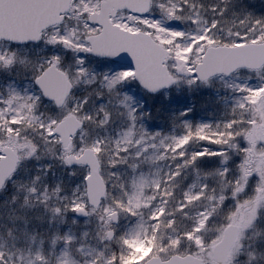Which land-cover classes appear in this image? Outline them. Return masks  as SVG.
<instances>
[{
	"label": "rangeland",
	"instance_id": "rangeland-1",
	"mask_svg": "<svg viewBox=\"0 0 264 264\" xmlns=\"http://www.w3.org/2000/svg\"><path fill=\"white\" fill-rule=\"evenodd\" d=\"M185 1L170 0L169 7L172 10L168 11L166 17L161 16L160 8L153 6L148 19L124 12L114 18L121 25L127 24L132 28L148 31L173 53L167 63L170 72L179 81V86L164 90L161 94L149 95L137 86L132 71H121L118 73L119 81L128 82V95L135 98L137 105L143 104L144 118L132 120L131 117L121 115L125 111L123 105L119 110H112L110 121L104 126L81 118L83 127L73 137L68 151L72 152L73 146L79 144L81 137L88 145L99 141L92 148L98 155L100 173L107 184V193L96 209L87 204L86 197L76 201L75 208H86L87 217H77L72 211L73 189L80 182V176H70L69 169L54 158L59 145L49 150L48 146L42 144L40 151L35 154L40 156L37 160L35 155H29L33 143L40 141L32 115L26 109L17 107V114L10 120L0 118V125L13 124L19 128L18 132L12 129L6 132L0 130V155L3 146L12 147L19 155L14 176L0 191V264H103L113 253L123 256L122 264H141L147 257L155 254L153 240L157 243L167 242L176 232L191 228L192 222L197 219L200 220L199 229H204L209 215H214L215 219L208 225L202 238L194 235L195 230L187 234L189 240L196 241L198 249L190 252L185 244L170 255L193 253L202 259V264H215L211 246L221 237L223 228L229 223V215L232 217L231 223H239L241 230L226 264H235L238 256L241 264H246L247 256L242 253L247 252V246H255L264 239V222L245 228L255 217L257 210L264 212V188H257L254 195L249 193L243 197L234 213L231 212L232 204L221 207L226 198L244 191L248 179L253 175L250 176L247 165H254L257 170L255 175L264 183V88L256 87L261 81L256 72L241 70L227 77L218 75L189 86L186 72L180 69L188 54H193L194 43L202 39L195 36L197 29L207 32L206 25L212 19L211 12L207 11L210 6H226L229 12L221 20L223 30L214 33V39L206 40L202 47L205 44L223 43L230 33L234 36L238 29L243 31V25L239 24L232 12L239 13L246 6L255 15H264V0H206L208 4L204 5V9L193 0ZM97 2L98 0H75L74 5L73 1L64 20L42 34L48 36L61 33L63 41L57 51L65 56L66 65L74 55L70 49L77 48L81 53L88 50V44L85 46L78 43L77 38L84 39L86 35L97 31V27L86 20L87 14L96 9ZM159 2L160 0H152V5ZM193 4L196 5L195 9L191 7ZM197 10L198 16L194 15ZM176 16H180L183 22L175 21ZM169 17L173 18L169 23L183 31H165L155 23V20L166 21ZM64 33H71L72 38L64 36ZM185 33L194 36L193 44L187 47L184 46ZM65 45L69 49L66 53ZM0 47H3L2 43ZM40 49H36L37 52L30 50L17 54L13 68L0 65V75L5 76L0 78L3 81L0 82V99L11 90L23 95L30 82L22 79V82L16 83L8 76H26L38 57L49 54L43 40ZM91 62L96 64L97 72L106 67H125L114 61L95 57ZM244 84L250 89L246 95L236 87ZM28 91L31 93L32 89L28 88ZM81 91L77 89L75 94L79 96ZM180 99L187 102L184 108L188 109L187 112H182L188 116L181 121L178 116L175 119L164 111L166 108L169 111V106L165 103ZM147 112L151 113V117L146 115ZM41 113L50 114L43 105L36 115ZM208 125L219 130L214 133L221 135V141L198 137L199 129ZM189 127L193 131L188 132ZM111 128L113 131L110 138L103 130ZM108 137L112 143L107 142ZM237 140L246 144L240 153L237 152ZM209 148L212 151H208ZM250 149L253 150L255 160L250 157ZM183 151L190 153L186 155ZM218 154L230 157L229 162L240 164L239 183H229L219 174L218 170L223 168L221 161L197 164L195 167L185 165L182 176H171L182 155L186 158L206 156L214 159L211 157ZM125 155L127 163L117 164L119 158ZM49 164L52 165L51 169L45 168ZM232 167L235 168V164ZM77 171L79 173L83 169ZM166 174L169 181H161L162 176L167 177ZM230 187H234L235 192H228ZM257 194H262L263 197H258ZM181 202L187 205L184 209L186 216L178 212V204ZM57 208L61 211L56 212ZM113 211L118 214L116 223H112L110 219ZM150 215L161 219L159 232L154 236L133 239L130 231L138 220L144 225L145 231H150L147 229ZM173 217L174 224L167 225L166 220ZM28 219L33 221L32 225H36L34 229L31 225L26 226L25 220ZM109 229L113 230L111 239L106 236ZM180 243V240H173V249Z\"/></svg>",
	"mask_w": 264,
	"mask_h": 264
},
{
	"label": "snow or ice",
	"instance_id": "snow-or-ice-1",
	"mask_svg": "<svg viewBox=\"0 0 264 264\" xmlns=\"http://www.w3.org/2000/svg\"><path fill=\"white\" fill-rule=\"evenodd\" d=\"M170 0H160L159 3L151 5L148 12L139 13L137 15L142 19H148L149 14L151 13L152 7H158L161 9V16L166 17L168 11L172 9L169 7ZM75 5V0H74ZM79 7V5H76ZM192 8H196V5H191ZM183 11V9H181ZM207 11H210L212 14L211 22L206 25L207 32L203 29H197L195 36H199L202 39L200 42L194 43L193 46V55L202 47L206 40L214 39V33L222 31L221 20L225 18L229 9L220 5L210 6ZM154 15V13H152ZM199 15V12L194 14ZM233 16H236L239 20V24L243 25V31L237 30L233 36L229 34V38L223 43H218L217 47L224 48L225 51L230 49H237L243 51L241 48L242 45H253L256 41H264V15H255L252 11H249L246 6L241 8L239 13L233 11ZM175 21L182 23L180 16H176ZM173 21V18L169 17L166 21L164 20H155V23L160 25L165 31L179 32L183 29L178 28L176 25L169 23ZM91 27V25H88ZM79 27V25L77 26ZM64 36L72 38L71 33H64ZM186 42L185 47L194 42V36L191 33H185ZM41 40H43L44 46L47 48L49 54L38 57L35 62L32 64L31 68L26 72V78L29 79L30 84L25 88L23 95L15 90H11L9 94L3 99H0V118L7 121L10 120L14 115H16V108L26 109L33 117V121L36 124V131L40 137L39 142H34L29 155H35L40 151L41 145L49 147V150L56 148L59 145L58 152L54 153V158L60 160L63 166L69 169L70 176H80V182L76 184L73 189V201H72V211L75 212V203L79 199L85 198L86 189L88 186V181L90 175H92L94 169L88 166V162L85 159H81V156L87 155L92 147L95 146L94 142L92 145H88L84 139L81 137L79 144L74 145L72 148L71 155L65 151V145L61 141V136L59 132V126L63 123L65 119L68 118L69 114L75 112L76 115L89 123H94L98 126H104L107 122L110 121L111 112L113 109L119 110L120 106L123 105L125 111L120 114L127 117H131L132 120L139 118L142 120L144 118L145 112L143 111V104H138L135 101V98L128 95L127 84L128 82L119 81L118 73L121 71H135L136 63L132 60L127 53H119L117 55L108 57L106 59L110 61H115L120 58H126L129 60V63L126 67L117 69L112 67H106L103 71H96V64L92 63L95 53L81 51L77 48H72L70 51L74 53L70 63L66 65L65 56L61 55L57 48L62 45L63 36L61 33L57 32L55 34H50L48 36H33L31 39H17L9 38L5 36H0V43L3 44V47H0V65H4L7 68H13L15 65V58L17 54L28 51H36L40 49ZM77 42L87 46V41L81 38H77ZM31 44L34 47L29 48L28 45ZM15 46V47H14ZM43 51V49H40ZM65 53L69 51L67 46H64ZM204 55L209 53L208 48H204ZM101 59H105L101 57ZM188 68L185 76L187 78V83L189 86H193L199 83H202L207 77L204 75V69L197 65L196 61L192 60L189 57ZM234 71L246 70L249 72H256L260 84L256 87L264 88V67L253 68L251 66H236ZM52 75H60L66 77L69 81V87L67 95L64 97L57 96L53 94L47 87L46 81ZM251 77H249L250 79ZM137 86L147 93L152 94H161L164 90L178 87V80H170L162 87L150 88L145 86L142 83L137 82ZM237 89L247 94L250 91L247 84L236 86ZM28 88H31L32 91L29 93ZM81 89V95L77 96L76 90ZM243 99V98H242ZM43 105L48 109L50 114L41 113L36 115L39 107ZM148 117H151V113H146ZM182 115H184L182 113ZM233 118H235V112L233 113ZM227 123V122H226ZM207 127H211L208 125ZM12 129L13 131H19L18 126L13 124H4L0 125V130L7 131ZM238 144L237 152H242L246 144L241 143L239 140L236 141ZM208 151H212L211 148ZM187 155V154H186ZM37 160L40 159L39 155H35ZM209 157H195L182 155L180 157L179 163H177L176 170L171 172L172 177H179L183 175L185 165L195 167L197 164H206L214 163L215 161H221L223 163V168L219 169L218 172L223 176L225 181L229 183L236 184L241 180L240 174V164L235 163V161H230V157L224 155H215L214 159H208ZM127 163V156H122L117 161ZM242 163V160H241ZM232 164H235V168L232 167ZM116 166V165H113ZM52 165H46L45 168L51 169ZM78 169H83L78 173ZM114 175V174H113ZM133 179L135 176L133 175ZM83 185V188L81 187ZM207 187V185H205ZM127 188V185H125ZM257 188H264V183H261V178L253 174L249 179L248 183L244 187L242 193H235L231 197L225 199V202L221 207H226L227 204H232L233 208L231 212L234 213L236 207L242 202V198L248 196L249 193L255 194ZM228 192H235L234 187H230ZM123 203V200H121ZM187 207L183 202L178 204V212L181 215H187L184 209ZM56 212H60L61 209H55ZM142 215V214H141ZM201 218L203 213L200 214ZM113 219L118 222V214L113 217ZM215 219L214 215H209L206 222L205 228L199 229L200 220L197 219L192 222V227L185 229L183 232H176L175 236H170L167 242L157 243L153 240L154 243V256L146 262V264H173V257L170 255L173 251H178L179 248H182L187 245L188 251H193V249H198V245L195 240L188 239V233H192L194 230V235L196 237H203L206 234V229L208 225L212 224ZM229 223L232 222V217H228ZM161 219L158 216H149V223L147 224V229L150 231H145L144 225L140 220L132 227L130 235L133 239L146 238L148 236H154L159 232L158 225L161 223ZM175 222V218L167 219L166 224L172 225ZM257 222H264V212L257 210L255 217L251 219L249 225H246L245 228L254 226ZM175 231V229H173ZM110 235H112L110 233ZM173 240H180L181 243L177 248L173 249ZM248 250L242 255L247 256L246 264H264V239H261L255 246L249 244L247 246ZM123 256H117L115 253L112 254V257L108 258L103 262V264H122ZM235 264H241L239 256L236 258Z\"/></svg>",
	"mask_w": 264,
	"mask_h": 264
},
{
	"label": "water",
	"instance_id": "water-1",
	"mask_svg": "<svg viewBox=\"0 0 264 264\" xmlns=\"http://www.w3.org/2000/svg\"><path fill=\"white\" fill-rule=\"evenodd\" d=\"M71 0H0V36L17 39H31L33 36H40L44 28L59 23L63 14L69 9ZM150 0H102L99 10L89 13L88 20L99 25L100 31L90 34L85 39L90 44L89 52L95 56L111 57L119 53L127 55L135 61L136 70L133 71L137 82L150 88L162 87L170 80H174L165 64L167 57L166 49L156 42L148 33L143 31H129L114 24L110 16H114L117 10L126 9L135 13H144L149 10ZM209 53L202 55L197 63L202 67L204 75L208 79L216 74L228 75L233 72L236 66H251L259 68L264 64V41L255 44L242 45L243 51L230 49L225 51L210 45L207 47ZM120 63L128 65L126 58L117 59ZM204 79V80H206ZM48 89L55 95L64 97L67 95L69 81L66 77L52 75L46 81ZM82 122L74 115L69 114L68 118L59 126L61 141L67 147ZM3 156L0 158V188L7 178L14 171L18 161L17 153L11 147L2 149ZM71 155V154H69ZM88 162V166L94 171L89 177L86 189L87 202L97 207L106 193V184L99 172V161L94 150L91 148L85 156H81ZM77 214L85 216L84 209L77 210ZM117 216L112 212L110 217ZM240 226L235 223L226 225L222 235L211 247L213 260L217 264H225L229 257V251L237 240ZM112 231L107 232L111 238ZM173 264H201L202 259L194 254L184 255L172 254ZM153 257V256H152ZM148 258L143 262L146 264Z\"/></svg>",
	"mask_w": 264,
	"mask_h": 264
},
{
	"label": "trees",
	"instance_id": "trees-1",
	"mask_svg": "<svg viewBox=\"0 0 264 264\" xmlns=\"http://www.w3.org/2000/svg\"><path fill=\"white\" fill-rule=\"evenodd\" d=\"M193 1H194V3H198L200 5V8L201 9H204V5H207L208 4V2H206V0H193ZM185 2L186 1L184 0V3ZM125 26H127V24H125ZM201 52H202V49L198 50L195 55H193L191 53L189 57H191V59L194 60V61H198ZM170 54L172 56L173 53L170 52ZM188 61H189V59H188ZM170 102H171V104H170ZM170 102L165 103V105H168L169 106V111H168V108H166L164 110L165 112H168L169 113V116L175 117V119L178 116V118L180 119V121L183 120V119H185L188 116V114H185V113H183L184 115L181 114L182 112H187V110H188L187 108H184L186 106V104H187V102L185 100L180 99L179 101H176V102H173V101H170ZM170 105H171V108H170ZM189 120H193V119H190L189 118ZM148 128L151 129L150 126ZM156 128H158V125L157 124H156ZM188 129H189L188 132L193 131V129H190V127ZM209 129H211V130H209ZM199 130H200L198 132L199 133V135H198L199 138H209L211 140L213 138L214 139L213 141H217V142L221 141V139H222V137H221V135L219 133L218 134L214 133V132H218L219 131L218 129H215V127L208 128L207 126H204L202 129L200 128ZM112 131H113L112 128L111 129H105V130H103L104 134L107 133L110 136V138H111V135H112V133H111ZM162 132H164V130H162ZM213 135H217V137H215ZM107 142L112 143L111 142V139H109V137L107 138ZM183 153L184 154H189L190 152L185 153V151H183ZM166 176L167 177L162 176V178L160 180L161 181H169V177H168L167 174H166Z\"/></svg>",
	"mask_w": 264,
	"mask_h": 264
},
{
	"label": "flooded vegetation",
	"instance_id": "flooded-vegetation-1",
	"mask_svg": "<svg viewBox=\"0 0 264 264\" xmlns=\"http://www.w3.org/2000/svg\"><path fill=\"white\" fill-rule=\"evenodd\" d=\"M49 28H47L46 30H44L43 32H42V34L45 32V31H47ZM1 77H5L4 75H0V78ZM8 77H10V80H13L14 82H16V83H19V82H22L21 80L22 79H25V80H27V81H29V79H27L26 78V76H19V75H14V76H8ZM0 82H3L2 80H0ZM30 82V81H29ZM1 84V83H0ZM0 121H1V119H0ZM253 152V150L251 149V154H250V157H252V159H254L255 160V156H254V154L252 153ZM253 160V161H254ZM251 164H252V162H251ZM253 168V169H251V168ZM250 167L248 166V168L250 169V176H251V174H255V173H257V170H256V168L255 167H253L252 165H250ZM259 194V193H258ZM257 194V195H258ZM258 197H263V195L261 194V195H258ZM258 197H257V199H258Z\"/></svg>",
	"mask_w": 264,
	"mask_h": 264
}]
</instances>
